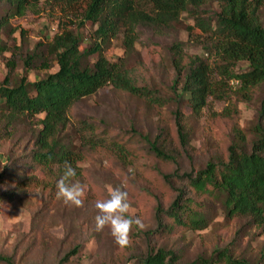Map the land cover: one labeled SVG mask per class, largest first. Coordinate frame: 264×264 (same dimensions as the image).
<instances>
[{"label": "rangeland", "instance_id": "obj_1", "mask_svg": "<svg viewBox=\"0 0 264 264\" xmlns=\"http://www.w3.org/2000/svg\"><path fill=\"white\" fill-rule=\"evenodd\" d=\"M201 9V16L212 21L221 10L213 1H208ZM8 11H11L10 4L0 0V23L8 16ZM68 19L74 22V31L82 35L83 46H88L97 26L81 25L82 14L78 10H64L56 4L41 2L24 15L9 17L0 30V45L5 47L0 51V83L11 74L8 65L11 59L16 63L13 80L26 77L33 83L56 71L57 64L50 70L38 66L27 68L25 59L40 42L54 37L60 21ZM260 20L264 25V6ZM195 23V18L185 12L181 20L170 27L140 26L132 53H126L120 34L108 45L106 55L111 61L122 57L140 82L174 96L171 86L176 72L170 52L172 44L181 41L189 55L207 58L206 37L200 31H189L188 27ZM249 68L246 60L239 61L235 67L237 73ZM232 85L235 90L240 86L237 81ZM236 99L234 93L226 99L210 97L200 116L194 115L187 101L182 102L191 127L189 154L183 150L178 137L174 114L178 104L174 101L160 107L107 86L77 102L70 112L74 123L85 118L94 121L99 131L127 141L136 156L123 163L110 149H84V160L80 163L82 174L75 179L86 185L83 207L57 199V188L42 180L41 170L27 167L33 134L38 129L36 120H18L11 138L1 133L4 123L0 121V196L16 184L21 185L25 176L39 177L14 200L0 198V264H137L153 246L173 250L181 262L202 260L206 264H226L220 254L226 250L249 264H264V229L256 227L248 218L229 216L221 200H204L209 224L203 229L159 230V208L169 209L177 196V188L186 194L193 192L187 178L173 176L167 180L164 174L175 171L182 174L194 169L196 175L210 160L227 159L230 146L237 140L235 125H239L247 137L248 151L259 139L257 125L264 126L261 116L264 94L259 90L252 100L240 101L239 113L233 117L219 116ZM67 132L76 139L72 127ZM137 133L148 135L150 139L162 134L165 145L173 150L178 162L157 157L149 143ZM116 187L128 192L130 214L141 217L146 225L142 231L133 228L132 243L126 248L116 245L108 228L98 232L95 227V202L106 199L109 189Z\"/></svg>", "mask_w": 264, "mask_h": 264}, {"label": "trees", "instance_id": "obj_2", "mask_svg": "<svg viewBox=\"0 0 264 264\" xmlns=\"http://www.w3.org/2000/svg\"><path fill=\"white\" fill-rule=\"evenodd\" d=\"M217 2L220 12L215 20L201 16L202 7L208 2ZM11 6L8 16L24 15L28 9L38 7L41 2L56 4L64 10L73 9L82 14L81 25H96L92 41L83 46V37L74 31L70 19L60 21L59 31L52 39L42 41L25 59L27 68L50 70L54 64L58 69L33 83L26 77L12 79L16 69L15 60L8 62L11 74L0 83V121L4 123L1 133L11 138L14 126L23 118L35 119L38 129L32 138L27 167L40 169L45 183L56 187L63 176L65 162L81 176L80 163L84 160V149H110L123 163L136 156L124 139L110 137L106 131H99L98 124L87 118L74 123L70 112L82 99L96 94L100 89L112 86L146 102L165 106L171 101L178 104L174 112L177 133L183 150L189 154L191 127L188 116L182 108L187 101L196 116H200L208 105L210 97L226 99L234 93L235 101L219 113V116L233 117L239 113V102L252 100L256 91L264 94V25L260 10L264 0H7ZM83 3L86 6L83 7ZM82 9V10H81ZM195 18L190 33L202 32L206 37L207 58L186 53L184 43L177 41L170 47L172 64L176 72L172 88L174 96L166 95L160 89L142 83L134 76L120 57L111 61L106 48L112 40L123 35L126 53L135 50L138 28L170 27L181 20L183 13ZM1 36V33H0ZM5 50L0 45V51ZM249 62V70L237 73L239 61ZM38 62V65L36 64ZM240 86L234 89L232 82ZM264 119V100L261 110ZM73 128L75 138L67 130ZM260 136L247 150V137L239 125H235L237 140L230 146L227 159L210 160L204 169L182 174L179 171L167 175V180L187 178L192 193L177 188V196L167 211L159 208V230L166 231L183 227L203 229L209 221L205 215L204 200L223 202L227 214L232 217L248 218L258 228L264 229V126L257 125ZM139 134V133H137ZM146 140L151 151L161 159L178 162L162 139V134ZM34 176V177H32ZM21 185L5 191L0 198L12 201L21 195L36 175L22 178ZM28 179V181H27ZM41 184V183H39ZM39 186V185H38ZM57 188V187H56ZM7 198V199H6ZM76 250L73 251L75 253ZM226 264H249L246 260L234 258L226 250L220 253ZM68 255L64 258L67 259ZM2 259L3 256H2ZM206 264V261L181 262L173 251L153 246L151 252L137 264Z\"/></svg>", "mask_w": 264, "mask_h": 264}, {"label": "clouds", "instance_id": "obj_3", "mask_svg": "<svg viewBox=\"0 0 264 264\" xmlns=\"http://www.w3.org/2000/svg\"><path fill=\"white\" fill-rule=\"evenodd\" d=\"M77 173L69 162H65L63 176L57 182V199H62L65 204L83 207L86 185L75 180ZM97 215L95 216L96 231L110 230L117 246L126 248L132 243V231L144 230L146 225L139 216L130 214L131 204L129 194L121 187L110 188L108 197L95 202Z\"/></svg>", "mask_w": 264, "mask_h": 264}]
</instances>
